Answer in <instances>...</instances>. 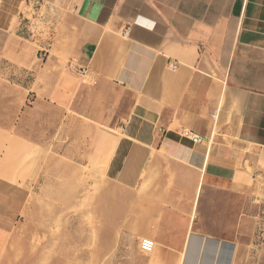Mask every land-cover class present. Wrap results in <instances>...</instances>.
<instances>
[{"label": "crops", "instance_id": "0c3cea01", "mask_svg": "<svg viewBox=\"0 0 264 264\" xmlns=\"http://www.w3.org/2000/svg\"><path fill=\"white\" fill-rule=\"evenodd\" d=\"M11 95L0 264L31 211L62 226L94 188L76 172L113 186L103 225L136 264H264V0H0Z\"/></svg>", "mask_w": 264, "mask_h": 264}, {"label": "rangeland", "instance_id": "374dc122", "mask_svg": "<svg viewBox=\"0 0 264 264\" xmlns=\"http://www.w3.org/2000/svg\"><path fill=\"white\" fill-rule=\"evenodd\" d=\"M20 106L19 97L0 99V124L8 125L16 120L18 116L12 110ZM75 175L81 178L80 185L94 183V188L88 193L83 186L78 196H63L62 226H55L54 217L58 214L55 210H34L24 217L6 264H136L140 261L136 243L129 236L120 246L119 228L103 225L100 208L111 200H106L102 192L112 191L113 186L102 179L87 180L85 173ZM52 201L48 196L47 202Z\"/></svg>", "mask_w": 264, "mask_h": 264}, {"label": "built area", "instance_id": "2783aa9c", "mask_svg": "<svg viewBox=\"0 0 264 264\" xmlns=\"http://www.w3.org/2000/svg\"><path fill=\"white\" fill-rule=\"evenodd\" d=\"M124 36H128L130 34V26L126 27L124 29L123 32ZM78 73L80 74L81 77L83 78H88V76L90 75V72L87 68H79ZM193 142L194 143H201L202 140L198 137H194L193 138ZM143 247L146 249H152L153 247V242L149 241V240H144L143 241Z\"/></svg>", "mask_w": 264, "mask_h": 264}]
</instances>
